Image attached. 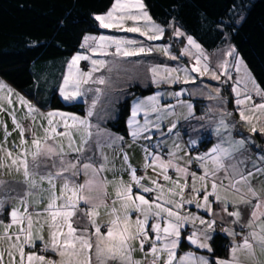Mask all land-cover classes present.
<instances>
[{
    "label": "snow or ice",
    "instance_id": "obj_1",
    "mask_svg": "<svg viewBox=\"0 0 264 264\" xmlns=\"http://www.w3.org/2000/svg\"><path fill=\"white\" fill-rule=\"evenodd\" d=\"M94 19L109 32L134 33L147 41L165 37L166 29L143 0H113ZM172 35L185 37L175 27ZM80 48L84 51L66 62L59 86L71 110L43 111L0 81V114L12 123L9 130L0 118V264H264V152L245 155L250 141L233 138L235 125L226 119L232 113L220 111L214 121L219 141L200 152L197 140L186 146L177 130L180 120L194 117L193 103L180 99L184 89L136 98L125 121L130 141L103 127L105 118L97 111L100 86L110 80L104 72L127 71L126 63H144L131 58L154 53L172 61L186 57L187 66L150 64L151 84L160 88L205 76L225 85L232 81L240 121L264 136V89L246 71L233 79L229 69L239 74L244 67L236 49L229 46L225 53L234 63L225 59L212 68L191 35L179 55L171 45H147L126 35H84ZM220 92L215 88L209 98L222 105ZM14 132L19 139L9 145ZM137 145L143 156L139 168L129 155ZM242 207L250 209L247 221ZM225 216L233 225L221 229L231 237L227 259L180 252L184 243L213 252L217 217Z\"/></svg>",
    "mask_w": 264,
    "mask_h": 264
},
{
    "label": "trees",
    "instance_id": "obj_2",
    "mask_svg": "<svg viewBox=\"0 0 264 264\" xmlns=\"http://www.w3.org/2000/svg\"><path fill=\"white\" fill-rule=\"evenodd\" d=\"M113 0H0V78L41 109L71 110L57 92L63 66L86 33L101 31L94 16ZM165 29L177 25L205 50L232 46L256 83L264 89V0H143ZM151 86H133L145 93ZM231 94L227 104L230 108ZM194 98V110L203 108ZM84 105L81 104L82 111ZM117 115L105 122L126 135L129 95L116 103ZM264 147V136L256 135ZM199 151L201 147L198 145ZM211 255L224 256L227 238L216 233ZM185 243L181 245L184 247Z\"/></svg>",
    "mask_w": 264,
    "mask_h": 264
},
{
    "label": "rangeland",
    "instance_id": "obj_3",
    "mask_svg": "<svg viewBox=\"0 0 264 264\" xmlns=\"http://www.w3.org/2000/svg\"><path fill=\"white\" fill-rule=\"evenodd\" d=\"M106 12H104V13H106ZM104 13H99V14H104ZM154 21L156 23L160 24L156 20H154ZM173 27L179 28L182 32H184L183 29L180 28L179 26L170 25L169 28H166L164 39L159 40V41H147L145 37H141L138 34L114 33V32H109L108 30H105V29H101V31H99L97 33H86L85 35H98V34L126 35L129 38H134L137 40H143L145 42V44H147V45H171L172 53L179 55L180 49L186 45V37L189 34H186L184 32L185 37H180V38L173 37V35H172V28ZM228 47H224L223 50L222 49L221 50L220 49H218V50L214 49V50H210V51H207L202 47L204 49L205 55L207 57V62L209 63L210 67L215 68L219 62H221L222 60H225V59L229 60L230 63H234L233 58L229 57L225 54ZM82 51H84V50L76 51L75 53L82 52ZM75 53H73L71 56H69L68 59L66 60V62L69 61ZM238 58L241 59L239 55H238ZM131 60H133V61L143 60L144 63L143 64L126 63L124 65V68H126L127 71H123V72H119V73L112 72L110 74L107 72L103 73L106 76L110 75V80H109V83L107 85L100 86L103 89V95H102L101 101L98 105L108 106L111 103V99L113 97L121 94L123 96L122 98H124L126 95H129V110H130V106H131L132 102L138 97L151 95L157 91L173 92V91H180L181 89H184L186 91L180 97V99H184V100L191 102V100L188 98L189 93H191V95L194 97L201 98V99L203 98L207 102L208 107L213 109V112L217 113V112H220L221 110L228 108V106L226 105V102H227L228 95H230V87L232 86V83H233L232 81H229V83L227 85H225V84H221L219 81H212L207 76H205V77H201V78L197 79L195 82H191V83H187V84H184V83H179V84H174V85H163L162 84L160 86V88H157L155 85L151 84L150 73L147 72V68L150 64H161L163 66H168V67H175L177 65L187 66L188 64H190V62L188 61V58H186V57H182L178 61H172V60H169L167 57H164L163 55H161L159 53H154L152 56H149V57H133V58H131ZM66 62L64 65H66ZM243 66L244 67H242L241 73H239V74L236 73L235 68L229 69L234 80L238 79L239 76H242L245 71L250 75L251 78H253L251 73L247 69L246 65L244 64V62H243ZM84 70L87 71L88 69H84ZM65 72H64V74H65ZM193 75H195V74H193ZM222 79H223V77H222ZM0 81H3V80L0 78ZM3 82L5 83V81H3ZM135 85H138L140 88H145L147 86H151L152 90L145 92V93H141V94L140 93H130L133 86H135ZM217 87H219L221 89L220 96L225 101V103L222 105L218 101H215V100H212L209 98V94L215 95L214 89ZM13 90H15V89H13ZM14 92L19 93V91H16V90ZM19 94L22 95L21 93H19ZM22 96H24V95H22ZM231 96L233 99L232 94H231ZM165 99L169 103H173V104L175 103V99H173L171 97H167ZM165 99H162L161 103H164ZM13 102H14V104H16L15 97H13ZM257 102H259L258 99H257ZM16 106L18 107V104H16ZM129 110H128L127 118L129 115ZM227 111L233 114L231 117L226 118L228 120L229 124L235 125L233 131L237 132V135H243L244 133L242 131L244 130V131L248 132L249 133L248 136L250 138H252L253 133L250 132V130L246 124H244L240 121L239 115L236 113V109L234 107V104L232 107L228 108ZM20 112H22V111H20ZM18 114H20V113L18 112ZM193 124L195 126L199 127L201 125H206L207 123L202 121V124H201L199 122L194 121ZM213 127H215V123L213 124ZM258 127H259V125H258ZM13 134H14L13 137L10 138V140H9V145L11 144L12 141H18V139H19L18 133L14 132ZM254 136H255V134H254Z\"/></svg>",
    "mask_w": 264,
    "mask_h": 264
},
{
    "label": "crops",
    "instance_id": "obj_4",
    "mask_svg": "<svg viewBox=\"0 0 264 264\" xmlns=\"http://www.w3.org/2000/svg\"><path fill=\"white\" fill-rule=\"evenodd\" d=\"M65 71H66V65L63 66L62 76H61L59 83L57 85V92L58 93H59V86L62 84V77H63V74ZM5 84H7V83H5ZM9 87H11V86H9ZM191 96L192 95H188V98L191 100V103H193V105H194V98H197V97H194V96L191 97ZM122 97L123 96L121 94L113 97L111 99V103L108 106L97 105V111L100 112L101 116H103L105 118L104 123L102 124L103 127L107 128L105 126V122L109 119L116 117V115H117L116 103H117V101L122 99ZM201 100H203V103H202L203 108L197 109V111L194 110V117L193 118H190L187 120H183V119L180 120L178 122V125H177V130L180 132V138L185 143L186 146H187V143L189 140H197L198 145L201 147L200 152H203V151H206L207 149H209L210 147H212L214 144H216L219 141V137H217L215 134V131H214L215 127H213V124H214V121L218 119L220 112H217V113L216 112H210L209 111L210 108L208 107L207 102L203 98ZM232 100L233 99L231 96L230 107L233 106ZM226 105L228 106L227 102H226ZM4 106L8 107L7 104H5ZM226 109L228 110V108H226ZM49 110H56V109H50V108L49 109H43V111H49ZM64 111H66V110H64ZM19 113L20 114L17 113L18 117L23 115V112H19ZM127 114L124 118L125 121L127 119ZM202 116L204 117V119H198L199 117H202ZM0 118H2L8 124L9 130H11L12 129V123H11V120L9 119V117L7 115L0 114ZM194 121L199 122L201 124H202V121H204L207 124L201 125L198 127V126H195L193 124ZM162 123L166 124V122H162ZM107 129L115 135L124 136L125 139L128 141L131 140V137L128 136L127 133H126V135H121L120 133H116L114 131H111L109 128H107ZM164 130L166 131V127ZM242 132L244 133L243 135H237V132L232 131V136L236 140H239L241 138H246L248 141H250L249 143L246 144V149H247L245 152L246 156L255 158L257 153L264 152V147L262 145H260V143L258 142V138L256 136V135L261 136L260 134H255V136H254V134H252V138H250L248 136L249 135L248 132H246L244 130ZM225 135H226V133H225ZM158 137H159V133L157 132L154 135V140L157 139ZM204 138H207L210 142L204 143L203 142ZM193 154H195V153H193ZM129 155L132 158V160H131L132 164L139 168L143 163V156H142V152L139 148V145L136 146L134 151L129 150ZM109 178H111V176ZM124 178L127 179V176L125 175ZM108 191L111 192L112 189L109 188ZM191 210L195 211V212H199V214H201V215H206L202 211L197 210L195 208H192ZM241 210L243 213L244 220L247 221L250 209L242 207ZM215 211L220 212V209L217 207V208H215ZM221 215H223V213H221ZM230 220H231V218L225 216L224 220L220 221L219 217H217L218 223H217L216 230L213 233V235L216 233H220L221 235L226 237L227 240L231 239L230 236H228L225 232H223L221 230L222 228L233 227V225H231V223H230ZM186 227H187V229H189V231L191 230V225H188ZM236 230L239 232L240 229L238 226H236ZM245 231H246V229H245ZM230 247H231V244H227L225 255L224 256H217V255H211V253L207 252L206 250H197L195 248V246H189L187 243H185L184 247H180V252L181 253H187V252L191 251V252H194L197 256L203 255V256L209 257L210 259H215V258L227 259L229 257ZM48 256L51 257V253H49ZM136 256H137V258H140L141 254L138 252V253H136ZM52 258H54V257H52ZM260 259L262 261H264V256L260 257Z\"/></svg>",
    "mask_w": 264,
    "mask_h": 264
},
{
    "label": "built area",
    "instance_id": "obj_5",
    "mask_svg": "<svg viewBox=\"0 0 264 264\" xmlns=\"http://www.w3.org/2000/svg\"><path fill=\"white\" fill-rule=\"evenodd\" d=\"M84 64H85V62H81V67L84 68V69H87V68L84 67ZM188 231H189V229H188ZM240 231H241V230H240ZM240 231H239V232H240ZM237 239L239 240L240 237H237ZM227 244H231V239H228V240H227ZM46 255H49V253L46 254Z\"/></svg>",
    "mask_w": 264,
    "mask_h": 264
}]
</instances>
